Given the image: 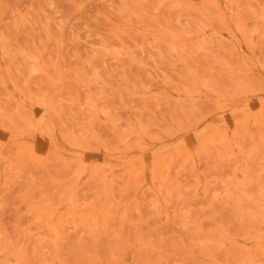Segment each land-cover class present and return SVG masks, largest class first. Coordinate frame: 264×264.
<instances>
[{"label": "rangeland", "instance_id": "374dc122", "mask_svg": "<svg viewBox=\"0 0 264 264\" xmlns=\"http://www.w3.org/2000/svg\"><path fill=\"white\" fill-rule=\"evenodd\" d=\"M0 42V264H264L221 244L264 237V0H0Z\"/></svg>", "mask_w": 264, "mask_h": 264}, {"label": "bare ground", "instance_id": "6f19581e", "mask_svg": "<svg viewBox=\"0 0 264 264\" xmlns=\"http://www.w3.org/2000/svg\"><path fill=\"white\" fill-rule=\"evenodd\" d=\"M228 10H229V14L231 15V16H233L234 17V10L232 9V8H227ZM233 19V18H232ZM231 21V20H230ZM232 22V21H231ZM233 22H234V20H233ZM236 24V27H237V29H238V31H240L241 32V35L244 37L245 36V31H244V28H242V27H244V26H242L239 22L238 23H235ZM235 27V26H234ZM232 33V32H231ZM239 33V32H238ZM233 37V36H232ZM236 37V36H235ZM241 37V36H240ZM246 37V36H245ZM234 39H236L237 40V37L236 38H234ZM239 40V39H238ZM0 44H1V42H0ZM3 44V43H2ZM1 49V48H0ZM2 55H3V53H2ZM253 66V65H252ZM9 74V73H8ZM263 76V75H262ZM261 87H263V86H261ZM264 91V90H263ZM253 93V92H252ZM251 93V94H252ZM263 96V95H262ZM244 102V101H243ZM230 103V102H229ZM236 103V102H235ZM259 104H261V103H259ZM219 106H220V104H218ZM229 105V104H228ZM258 106V105H257ZM228 107V106H227ZM232 107V106H231ZM263 107H264V105H263ZM46 109H47V107H45ZM49 109V108H48ZM217 109H218V107H217ZM94 110V109H93ZM218 110H220V109H218ZM217 110V111H218ZM258 111V110H257ZM261 112H264V109H262V110H260ZM239 112V111H238ZM217 113V112H216ZM218 114V113H217ZM56 115V114H55ZM216 115V114H215ZM246 117H248L247 115H245ZM255 117H256V115H254ZM253 116V117H254ZM260 116V115H259ZM255 119V118H254ZM237 120V119H236ZM252 120V119H251ZM232 121V120H231ZM232 122H234V121H232ZM238 122V121H237ZM243 122V121H242ZM194 123V122H193ZM239 123V122H238ZM237 123V124H238ZM246 123H247V120H246ZM256 123V122H255ZM229 124H233V123H229ZM229 124H227L228 125V127H229ZM242 124V123H241ZM41 125V124H40ZM235 125H236V123H235ZM225 126V125H224ZM237 126V125H236ZM211 127V126H210ZM233 127H234V125H233ZM239 127V126H238ZM257 127V126H256ZM15 128V127H14ZM43 128V127H42ZM226 128V127H225ZM240 128V127H239ZM259 128V127H258ZM9 129V128H8ZM48 129V128H47ZM194 129V128H193ZM216 129V128H215ZM236 129V128H235ZM260 129V128H259ZM17 130V129H16ZM223 131H224V129H223ZM16 132V131H15ZM206 132L207 131H203V133H201V135H204V134H206ZM218 132V131H217ZM182 134V133H181ZM211 134H213V133H211ZM214 135V134H213ZM212 135V136H213ZM211 136V137H212ZM223 136H224V134H223ZM11 137H13V136H11ZM207 137V136H206ZM216 137V136H215ZM225 137V136H224ZM239 137H240V135H239ZM62 138V137H61ZM208 138V137H207ZM230 138V137H229ZM242 138V137H241ZM67 139V138H66ZM202 139V138H201ZM214 139V138H213ZM212 139V140H213ZM149 140V139H148ZM184 140V139H183ZM192 140H196V139H192ZM200 140V139H199ZM224 140V139H223ZM144 141V140H143ZM206 141H210V140H206ZM185 142V141H184ZM194 142H199L198 140L197 141H194ZM193 142V143H194ZM224 142V141H223ZM236 142V141H235ZM210 143H211V141H210ZM209 143V144H210ZM178 144V143H177ZM182 144V143H181ZM195 144V143H194ZM198 144V143H197ZM216 144V146L217 145H220V143H215ZM223 144V143H222ZM225 144V143H224ZM239 144V143H238ZM189 145H191V144H189ZM200 145V144H199ZM139 146V145H138ZM141 146H142V144H141ZM186 146V145H185ZM194 146V145H193ZM201 146V145H200ZM84 147V146H83ZM128 147H130V146H128ZM128 147H126V148H128ZM189 147V146H188ZM209 147V146H208ZM219 147V146H218ZM226 147V146H225ZM237 147V146H236ZM86 148V147H85ZM95 148V147H94ZM88 149V148H87ZM129 149V148H128ZM128 149H126L127 151H128ZM140 149H142V148H140ZM193 149V148H192ZM195 149V148H194ZM193 149V150H194ZM220 149V148H219ZM11 150V149H10ZM130 150V149H129ZM196 150V149H195ZM229 150H231V149H229ZM239 150V149H238ZM244 150V149H243ZM243 150H240L241 152H243ZM257 150H259V149H256V150H251V151H253L254 153H256V151ZM29 151V150H28ZM111 151V150H110ZM141 151V150H140ZM202 151V150H201ZM200 151V152H201ZM204 151V150H203ZM251 151H249V153H252ZM138 152H139V149H138ZM174 152H176V151H174ZM187 152V151H186ZM196 152V151H195ZM198 152V151H197ZM206 152V151H205ZM219 152V151H218ZM224 151H222L220 154L222 155V153H223ZM229 152H231V151H229ZM30 153V152H29ZM161 153V152H160ZM232 153V152H231ZM226 154V153H225ZM233 154V153H232ZM241 154H243V153H241ZM13 155V154H12ZM152 155V154H151ZM176 155V154H175ZM199 155V154H198ZM231 155V154H230ZM230 155L228 156V157H230ZM14 156H16V155H14ZM54 156V155H53ZM188 156V155H187ZM217 156H219V155H217ZM139 157V156H138ZM152 157V156H151ZM166 157V156H165ZM190 156H188L186 159H188ZM233 157V156H232ZM54 158V157H53ZM145 158H146V156H145ZM148 158H150L149 156H148ZM231 158V157H230ZM12 159V158H11ZM14 159V158H13ZM12 159V160H13ZM173 159V158H172ZM185 159V158H184ZM239 159V158H238ZM54 160V159H53ZM141 160V159H140ZM167 160V159H166ZM181 160V159H180ZM179 160V161H180ZM183 160V159H182ZM149 161V160H148ZM151 161V160H150ZM14 162H16V161H14ZM57 162V161H56ZM122 162V161H121ZM125 162V161H124ZM123 162V163H124ZM183 162H185V161H183ZM182 162V163H183ZM236 162V161H235ZM2 163L3 162H1V165H2ZM10 164L12 163V161H10L9 162ZM67 163V162H66ZM127 163V162H126ZM129 164V163H128ZM181 164V163H180ZM184 164V163H183ZM185 164H186V162H185ZM191 164V163H190ZM9 165V164H8ZM12 165V164H11ZM11 165H9V168H10V166ZM59 165V164H58ZM66 165V164H65ZM81 165V164H80ZM146 165V164H145ZM157 165V164H156ZM167 165V164H166ZM20 166H22V165H20ZM82 166H83V164H82ZM126 166V165H125ZM52 167V166H51ZM56 167V166H55ZM81 167V166H80ZM80 167L78 168V170L80 169ZM92 167V166H91ZM96 167V166H95ZM130 167V166H129ZM131 167H133V166H131ZM151 167V166H150ZM162 167V166H161ZM178 167H180V165H178ZM177 167V168H178ZM190 167V166H189ZM5 168V167H4ZM65 168V167H64ZM103 168V167H102ZM108 168V167H107ZM154 168V167H153ZM35 169H37V168H35ZM34 169V170H35ZM56 169V168H55ZM76 169H77V167H76ZM96 169V168H95ZM180 169V168H179ZM9 170V169H8ZM50 170V169H49ZM53 170V169H52ZM81 170V169H80ZM80 170H79V172H80ZM96 170H98V169H96ZM128 170H129V168H128ZM138 170H140V169H138ZM143 170V169H142ZM174 170V169H173ZM177 170V169H176ZM189 170V169H188ZM192 170V169H191ZM40 171V170H39ZM57 171V170H56ZM98 171H101V170H98ZM122 171H124V170H122ZM134 171V170H133ZM157 171V170H156ZM167 171V170H166ZM180 171V170H179ZM263 171V170H262ZM7 172V171H6ZM16 172V171H15ZM65 172V171H64ZM131 172V171H130ZM140 172V171H139ZM138 172V173H139ZM161 172H162V170H161ZM264 172V171H263ZM46 173V172H45ZM77 173V171L75 172V174ZM94 173V172H93ZM96 173V172H95ZM107 173V172H106ZM166 173V172H165ZM243 173V172H242ZM261 173V172H260ZM7 174V173H6ZM32 174H33V172H32ZM80 174H83V172L81 171V173ZM80 174H78V176L80 175ZM102 174H104L103 172H102ZM163 174H164V172H163ZM167 174H168V172H167ZM10 175V174H9ZM8 175V176H9ZM42 175V174H41ZM46 175V174H45ZM53 175V174H52ZM74 175V174H73ZM134 175V174H133ZM177 175V174H176ZM175 175V176H176ZM262 175V174H261ZM17 175H15L14 174V177L15 178H17L16 177ZM56 176V175H55ZM76 176V175H75ZM78 176H76L77 177V179L79 178ZM102 176V175H101ZM135 176H136V174H135ZM155 176V175H154ZM158 176H160L159 175V173H158ZM165 176V175H164ZM259 176V175H258ZM97 177H99V176H97ZM129 177V176H128ZM260 177V176H259ZM259 177H258V179H259ZM5 178V177H4ZM94 178V177H93ZM112 178V177H111ZM137 178V177H136ZM159 178V177H158ZM163 178V177H162ZM167 178V177H166ZM31 179V178H30ZM38 179H39V176H38ZM44 179V178H43ZM115 179V178H114ZM122 179V178H121ZM160 179V178H159ZM246 179V178H245ZM244 179V180H245ZM257 179V178H256ZM255 179V180H256ZM257 179V180H258ZM70 180V179H69ZM96 180V179H95ZM102 180V179H101ZM129 180V179H128ZM171 180H172V178H171ZM263 180V179H262ZM97 181V180H96ZM103 181V180H102ZM111 181V180H110ZM121 181V180H120ZM161 181V183H162V180H160ZM165 181V180H164ZM166 181H167V179H166ZM254 181V180H253ZM259 181V180H258ZM258 181H257V183H258ZM41 182V181H40ZM56 182H57V180H56ZM129 182V181H128ZM256 182V181H255ZM260 182H261V180H260ZM32 183V182H31ZM57 183H59V182H57ZM86 183V182H85ZM98 183V182H97ZM102 183V182H101ZM105 183V182H104ZM111 184L113 183L112 181L110 182ZM153 183V182H152ZM256 183V184H257ZM264 183V182H263ZM30 184V183H29ZM95 184V183H94ZM110 184V185H111ZM135 184V183H134ZM164 184V183H163ZM90 185V184H89ZM99 185V184H98ZM102 185H104L103 183H102ZM129 186H130V184H128ZM132 185V184H131ZM159 185V184H158ZM170 185H171V183H170ZM261 185H262V187H264V185L261 183ZM53 186V185H52ZM92 186V185H91ZM136 186V185H135ZM138 186V185H137ZM155 186V185H154ZM162 186V185H161ZM55 187V186H54ZM59 187H60V185H59ZM66 187V186H65ZM94 187V186H93ZM117 187V186H116ZM121 187V186H120ZM126 187H128L127 186V184H126ZM124 188L126 191L128 190L127 188ZM156 187V186H155ZM159 187V186H158ZM61 188V187H60ZM70 188V187H69ZM69 188H68V190H69ZM85 188V187H84ZM138 188V187H137ZM161 188V187H160ZM162 188H163V186H162ZM67 189V188H66ZM91 189V188H90ZM114 189V188H113ZM258 189H260V187L258 186ZM48 190V189H47ZM50 190V189H49ZM56 190V189H55ZM98 190V189H97ZM101 190V189H100ZM121 190V189H120ZM148 190V189H147ZM96 191V190H95ZM103 191V190H102ZM260 191L261 192H263V190H261L260 189ZM260 191H256L257 193H256V196L258 197V201H254V204H255V208L258 210V211H260V213H262V214H264V205L263 204H261V202L262 201H264V192L261 194V193H259ZM45 192V191H44ZM54 192V191H53ZM118 192V191H117ZM147 192V191H146ZM168 192V191H167ZM56 193V192H55ZM84 193V192H83ZM103 193V192H102ZM113 193V192H112ZM122 193V192H121ZM123 193H127V192H123ZM122 193V194H123ZM148 193V192H147ZM163 193V192H162ZM50 194H52V193H50ZM92 194V193H91ZM108 194V193H107ZM150 194V193H149ZM154 194V193H153ZM167 194V193H166ZM56 195H58V194H56ZM75 195H77V194H75ZM75 195H73V196H75ZM120 195V194H119ZM131 195V194H130ZM155 195V194H154ZM53 196V195H52ZM51 196V197H52ZM55 196V195H54ZM66 196H67V193H66ZM79 196V195H78ZM122 196V195H121ZM132 196V195H131ZM162 196V195H161ZM56 197V196H55ZM54 197V198H55ZM71 197V196H70ZM75 197H77V196H75ZM74 197V198H75ZM88 197V196H87ZM87 197H86V199H87ZM117 197H119V196H117ZM45 198V197H44ZM64 198V197H63ZM73 198V197H72ZM141 198V197H140ZM162 198H164V197H162ZM71 199V198H70ZM81 199V198H80ZM84 199V198H83ZM85 199V200H86ZM131 199V198H130ZM143 199V198H142ZM253 199H255V197L253 198ZM58 200V199H57ZM65 200V199H64ZM89 200V199H88ZM124 200V199H123ZM71 201V200H70ZM76 201V200H75ZM91 201V200H90ZM127 201H129V199L127 200ZM126 201V202H127ZM261 201V202H260ZM42 202V201H41ZM69 202V201H68ZM82 202H84L83 200H82ZM104 202V201H103ZM110 202V201H109ZM71 203V202H70ZM88 203V202H87ZM121 203V202H120ZM128 203H130V202H128ZM137 203V202H136ZM142 203V202H141ZM46 204V203H45ZM73 204V205H72ZM72 206H74V203L72 202ZM84 204H85V202H84ZM89 204V203H88ZM91 204V203H90ZM124 204V203H123ZM126 204V203H125ZM56 205V204H55ZM110 205V204H109ZM114 205V204H113ZM145 205V204H144ZM79 206H82V203H81V205L79 204ZM91 206V205H90ZM89 206V207H90ZM107 206H108V204H107ZM137 206H139V204L137 205ZM75 207V206H74ZM83 207H85L84 205H83ZM82 207V208H83ZM123 207V206H122ZM151 207V206H150ZM153 207V206H152ZM158 207V206H157ZM76 208H77V206H76ZM106 208V207H105ZM112 208V207H111ZM124 208V207H123ZM136 208V207H135ZM135 208H134V210H135ZM162 208V207H161ZM85 209H86V207H85ZM137 209V208H136ZM148 210H149V208H147ZM147 209H146V212H147ZM158 209V208H157ZM118 210V209H117ZM144 210V209H143ZM154 210H156V206H155V209ZM161 210V209H160ZM75 211V210H74ZM133 211V210H132ZM136 211H138V210H135V212ZM151 211H152V209H151ZM159 211V210H158ZM153 212H157V210L156 211H153ZM76 213V212H75ZM78 213V212H77ZM87 213V212H86ZM137 213V212H136ZM149 213V212H148ZM103 214H105L104 212H103ZM102 214V215H103ZM124 214V213H123ZM126 214V213H125ZM138 214V213H137ZM149 214H151V213H149ZM166 215V214H165ZM50 216V215H49ZM69 216V215H68ZM81 216V215H80ZM124 216V215H123ZM150 216V215H149ZM156 216H157V213H156ZM85 217V216H84ZM119 217V216H118ZM152 217V216H151ZM48 218V217H47ZM81 220H82V218L81 217H79ZM134 218V217H133ZM139 218V217H138ZM146 218V217H145ZM71 219V218H70ZM95 219V218H94ZM94 219H92L91 218V222H94L95 223V221H93ZM121 219V218H120ZM123 219V218H122ZM137 219V218H136ZM158 219V218H157ZM160 219V218H159ZM80 220V221H81ZM108 220H109V218H108ZM124 220V219H123ZM122 220V221H123ZM126 220V219H125ZM135 220V219H134ZM147 220H148V218H147ZM156 220V219H155ZM165 220H166V218H165ZM63 221V220H62ZM128 221V220H127ZM152 221V220H151ZM50 222H51V220H50ZM78 222V221H77ZM121 222V221H120ZM160 222V221H159ZM94 223H92V227L95 229V230H98V228H95V227H97V226H95V225H97V224H95L94 225ZM97 223V222H96ZM135 224H136V222H134ZM133 223V224H134ZM140 223V222H139ZM150 223V222H149ZM56 226H59L60 224H58L57 222H56ZM77 224V223H76ZM88 224V223H87ZM122 224V223H121ZM161 224V223H160ZM50 225V224H49ZM66 225V224H65ZM73 225V224H72ZM142 225V224H141ZM144 225H145V223H144ZM79 226V225H78ZM81 226V225H80ZM95 226V227H94ZM104 225L103 224H101L100 225V227H103ZM68 227V226H67ZM81 227H83V226H81ZM84 227H86V226H84ZM105 228H106V226H105ZM108 228V227H107ZM117 228V227H116ZM119 228V227H118ZM120 228H122V227H120ZM134 228V227H133ZM135 228H136V225H135ZM138 228V227H137ZM136 228V229H137ZM50 229H52V227L50 228ZM54 229V228H53ZM56 229V228H55ZM91 229V228H90ZM103 229V228H102ZM73 229H71V231H72ZM84 230V229H83ZM117 230V229H116ZM253 230V229H252ZM252 230H250L249 231V233H251V231ZM89 231V230H88ZM91 231H93V230H91ZM102 231V230H101ZM108 231H109V229H108ZM123 231V230H122ZM54 232H56V230H54ZM68 232V231H67ZM82 232V231H81ZM80 232V233H81ZM93 232H95V231H93ZM104 232V231H103ZM120 232H121V230H120ZM58 233V232H57ZM56 233V234H57ZM69 233H71V232H69ZM133 234H134V232H132ZM253 233V232H252ZM53 234H55V233H53ZM72 234V233H71ZM95 234V233H94ZM106 234V233H105ZM104 234V235H105ZM121 234V233H120ZM132 234V235H133ZM60 235V234H59ZM90 235V234H89ZM92 235V234H91ZM90 235V236H91ZM155 235V234H154ZM94 235H92V237H93ZM115 236V235H114ZM120 236V235H119ZM133 236H135V235H133ZM143 236V235H142ZM148 236V235H147ZM152 236V235H151ZM163 236V235H162ZM245 236V235H244ZM258 236H262L261 234H259L258 233V231H256V234L254 235V237H258ZM264 236V235H263ZM98 238H99V236H97ZM121 237H122V235H121ZM120 237V238H121ZM137 237L138 236H136V239H137ZM159 237V236H158ZM87 238H88V236H87ZM105 238H107L106 237V235H105ZM129 238H130V236H129ZM133 238H135V237H133ZM133 238H131V239H133ZM141 238H143V237H141ZM161 238V237H160ZM124 239V238H123ZM126 239V238H125ZM135 239V240H136ZM147 238H145V240H146ZM154 239H156L155 237H154ZM108 240V243H110L109 242V239H107ZM121 239H119L118 238V241H120ZM139 240V239H138ZM159 240V239H158ZM157 239H156V241H158ZM94 241H95V239H94ZM115 241V240H114ZM137 241V240H136ZM143 241V240H142ZM151 241V240H150ZM124 242H126L125 240H124ZM128 242H130V241H128ZM140 242V241H139ZM149 242V241H148ZM161 242H162V240H161ZM113 243V242H112ZM123 243V242H122ZM132 243V241L130 242V244ZM138 243V242H137ZM141 243V242H140ZM158 244L160 243V242H157ZM116 243H114V245H115ZM144 244V243H143ZM156 244V243H155ZM221 244H223V245H226V246H228V247H236V248H238V250L243 254V255H247V254H250V253H253V252H256V253H258V252H260V251H264V237L263 238H258V239H256V238H247V239H241V240H239V239H237V238H235V237H232V236H227V235H225L222 239H221ZM2 245H3V243H2ZM113 245V244H112ZM120 245H122V244H120ZM146 246H147V244H145ZM144 245V246H145ZM8 246V245H7ZM116 246V245H115ZM129 246V245H128ZM150 246H152V245H150ZM154 246V245H153ZM159 246V245H158ZM157 246V247H158ZM0 247H2V246H0ZM114 246H112L111 248L112 249H114L113 248ZM117 247V246H116ZM120 247H122V246H120ZM156 247V248H157ZM15 248V247H14ZM109 248V247H108ZM123 248V247H122ZM145 248V247H144ZM3 249V248H2ZM0 250L1 251V253L0 254H2V252H3V250ZM141 249V248H140ZM139 249V250H140ZM188 250V249H187ZM186 250V251H187ZM191 249H189V251H187V254L186 255H196L194 252H192V250L190 251ZM110 251V250H109ZM109 251H108V253H109ZM116 251H118V250H116ZM120 251H122L121 252V254L120 255H141L140 253H142V251H140V253H139V251L136 253L135 252V250H133L132 248H127L126 247V249L125 250H121L120 249ZM151 251H153V250H151ZM155 252V251H154ZM157 252H158V250H157ZM4 253H5V251H4ZM112 253H114V252H111L110 251V254H112ZM139 253V254H138ZM145 253V252H144ZM109 254V255H110ZM115 254H117V253H115ZM3 256H4V254H2ZM145 255V254H144ZM117 256V255H116ZM7 257V256H6ZM135 257V256H134ZM137 257V256H136ZM190 257H192V256H190ZM3 258V257H2ZM2 258H0V260L2 259ZM118 258V257H117ZM131 258V257H130ZM23 259V258H22ZM135 259V258H134ZM133 259V260H134ZM139 259H140V257H139ZM4 260V259H3ZM131 260V259H130ZM145 260H147V259H145ZM145 260L142 262V263H144L145 264ZM6 261V264H9L11 261H9V263H7V261L8 260H4V262ZM17 261V260H16ZM137 261V260H136ZM3 262V263H4ZM116 262V261H115ZM120 262V261H119ZM118 262V263H119ZM131 262V261H130ZM138 262V261H137ZM218 262V261H217ZM117 263V264H118ZM120 263H122V262H120ZM135 263V262H134ZM201 263V262H200ZM225 263H227V262H225ZM234 263H236V262H234ZM238 263H240V262H238ZM2 264V263H1ZM12 264H14V263H12ZM16 264H17V262H16ZM26 264V263H25ZM114 264V263H113ZM131 264H133V263H131ZM140 264V263H139ZM224 264V263H223ZM260 264V263H259Z\"/></svg>", "mask_w": 264, "mask_h": 264}]
</instances>
